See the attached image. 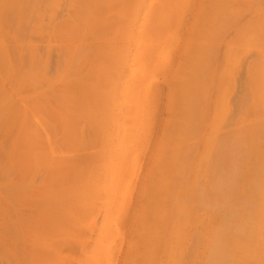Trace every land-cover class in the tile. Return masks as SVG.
I'll list each match as a JSON object with an SVG mask.
<instances>
[{
  "label": "rangeland",
  "instance_id": "1",
  "mask_svg": "<svg viewBox=\"0 0 264 264\" xmlns=\"http://www.w3.org/2000/svg\"><path fill=\"white\" fill-rule=\"evenodd\" d=\"M27 1L16 42L9 36L15 31L11 21L5 17L0 23V43L19 67L17 73L38 83L19 88L2 81L12 90L0 91V110L8 116L0 125V264H22L24 256L35 252L55 254L49 264H130L139 255L144 264H172L171 239L158 234L157 242L156 232L166 231L171 219H182L181 210L188 206L168 203L172 216L161 229L151 207L167 201L158 187L161 180L190 181L193 173L199 189L222 179L224 186L231 183L239 191L234 198L243 192L246 198L236 210L222 206L221 214L211 207V191L203 197L205 207L192 205L179 264H206L204 236L211 237L221 215L222 264H264V204L258 202L264 195V35L257 27L264 22V0L232 2V11L225 14L233 15L220 22L210 43L203 36L201 14L207 5L202 0H143L145 7L130 21L110 30L93 21L90 32L83 26L94 19L90 0ZM106 12L105 17L120 21L115 6ZM154 19L161 25L154 37L145 38L140 32L144 24L154 29ZM123 26L136 44L118 34L116 28ZM111 35V53L124 57L108 63L116 76L98 88L110 104L90 108L81 97L90 86V67L106 71L107 63H101L106 53L85 58L87 48L107 46ZM204 45L210 47L206 97L188 140L173 145V127L183 121L177 116L176 70L190 67L198 46ZM136 51L150 59L143 84L158 92L148 90L136 106H128L130 83L140 69L132 60ZM0 79L7 75L0 72ZM103 118L109 123L105 132ZM212 133L222 139V165L216 169L212 160H203ZM175 149L178 168L171 160ZM234 171L238 177L231 182Z\"/></svg>",
  "mask_w": 264,
  "mask_h": 264
},
{
  "label": "bare ground",
  "instance_id": "2",
  "mask_svg": "<svg viewBox=\"0 0 264 264\" xmlns=\"http://www.w3.org/2000/svg\"><path fill=\"white\" fill-rule=\"evenodd\" d=\"M31 1V0H30ZM143 0H133L132 3H129V0H90V4L94 8L93 18L94 19H86L83 26L84 30L90 32L92 27V22L97 21V23H100L104 29L110 30L113 28L116 24L123 23L124 20L130 21L129 17H132L133 15L138 14L141 12V10L145 7V3L142 2ZM204 1V5H207V9L202 12V26L204 28V38L210 43L213 36H215V31L218 28V25L223 20L224 22H227L226 16L233 15V14H225L228 11H232L230 9V4L232 2H236L238 0H202ZM32 3V2H31ZM186 3H188V0H186ZM102 5H106V7H102ZM115 6L117 11L119 12V19L120 21L115 23L114 20L111 17H105V14H108L106 12L107 8ZM29 1L27 0H0V23L2 20L7 17L9 21L15 26V31L12 33V35L9 36L13 42L17 41V30H19L21 18L26 11L27 8H29ZM186 8V7H185ZM260 12H263L262 9H259ZM158 14L161 13V10H157ZM135 22H133V25ZM161 25L160 21L158 19H154L153 26L144 24V30H142L140 33L146 38H152L155 36V34L158 31L159 26ZM143 25H139L140 28H142ZM258 33L259 35H264V22H261L258 24ZM118 30V34L123 36L124 38H127V28L125 26L119 28H116ZM146 31L148 33H146ZM71 34H76L75 28L71 30ZM3 35H5V31H3ZM8 36V35H7ZM106 36H101L100 39L105 40ZM132 38V42L136 44V38L128 37L127 39L130 40ZM98 36L95 37V40H98ZM115 38L111 35V38H109V41L107 42V47L105 44L99 45V48H91L88 47V52L85 55V58H89L91 55L97 58H102V55H106L104 58H102L101 63L106 65V71L105 69L99 71V66L95 68L93 71L90 67V72L88 74L90 82L88 84L90 85L87 91H83L81 93V97L84 98V101L86 100L88 106L91 108V104H96L97 107H103L108 106L111 102V99L109 96L105 95L103 96V93L99 94L98 88L101 89L102 86H105L104 83H109L111 79L116 76V74H113L110 72L108 68L109 64H115L117 60H121L122 56L124 57V53L114 54L111 53V50L113 49ZM106 43V42H105ZM104 45V46H103ZM140 45H137V48ZM199 51L197 54L195 53V57L191 59L190 61V67L182 68L181 65L177 68V74H176V84L179 86V90L177 92L178 94V114L177 116L182 117L183 121L181 123L176 124L173 127L174 130V137L175 139H170V144L173 145H180L185 143L188 138L190 137L191 133L194 130V127L192 128V119L200 114L201 111V102L205 99V90L208 85V73H210L209 67L206 65V60L209 57L210 53V47L204 45V46H198ZM19 48L18 46H15L14 48V56L19 57ZM139 52L136 51V56L132 58L133 62L137 65H140V69L136 70V78L130 83V91L126 98L125 103L128 104V106H136L138 102L136 101L139 96L143 97V94L147 93L148 90L150 92L156 93L158 92V89L152 88L151 84L149 86H145L143 84L144 76H146V69L145 65H147L150 61L148 58H142ZM30 64L33 66V62L35 59V54L31 50L30 51ZM103 55V56H104ZM118 55V56H115ZM133 56V55H132ZM104 59V60H103ZM106 61V62H103ZM198 61V62H197ZM197 62V64H196ZM18 66L16 63H14L10 53L8 52L7 47L5 44L0 43V72L7 75V79H0V84L3 85V88L0 87V91L6 90L10 91L12 90V87L10 85H5V82L7 81L11 85L15 87V85L19 88L24 87H36L38 83H36L35 80L32 78H24L22 79V76L18 72ZM190 73L189 77H186L185 75ZM193 73V74H192ZM175 78V77H173ZM172 78V79H173ZM123 90H127V87L124 86ZM70 94L74 95L77 94L76 92H71ZM92 96V99H89V97ZM222 98V95L220 94V99ZM172 99V94H171ZM125 106V105H124ZM88 107L82 106L81 109H90ZM5 111L0 110V125L5 123L1 121H8V116L5 115ZM218 118H222V110L218 111ZM117 121V120H116ZM102 122L105 123V126H101L102 129L105 131L109 128L108 120L102 119ZM108 123V124H107ZM117 123V122H116ZM218 121L216 117H214V123L213 125L218 126ZM212 125V126H213ZM215 130L213 127H211V132ZM260 131H262V126L260 127ZM264 137V136H263ZM169 140V139H168ZM240 144L238 145V147ZM216 148L218 149V153L214 156L213 153L216 151ZM241 151L243 155H246L248 153V150L242 145ZM176 154H175V153ZM172 154V166L177 165V160L179 157L177 153V149H175ZM217 152V151H216ZM203 160L205 162L212 160L213 165L212 169L219 168L222 165V139H219L214 133L211 134V136L205 141V151L203 155ZM160 162V161H159ZM209 163V162H208ZM207 164V163H206ZM205 164V165H206ZM158 166V165H157ZM160 166V165H159ZM177 167V166H176ZM178 168V167H177ZM206 171L208 172V169L206 166L204 167ZM231 182L235 181L238 177V172L234 171L232 173ZM192 179L190 181H186L184 179H180L178 182L177 180L173 181H163L161 180L158 187L159 190L164 193L163 200L167 199V201L163 204V207L161 204L154 203L151 207V214L156 219V221L159 222V228L161 229L162 226L167 225L168 218L172 216V212L168 211L166 209V205L168 203L173 204L174 206H178L180 204H185L188 206L186 209L181 210L182 219L179 218L171 219L170 224L171 226H168V229L166 231H158L156 232V240L157 242L160 241L162 236L165 234L169 235V238L171 239V245L168 247V253L171 254V261L172 264H179L178 260V251L180 250V243L186 240V235L189 232V229L187 228L188 222L193 215L192 205L196 204L200 207H205L204 202V195L211 191L212 194V201H211V207L220 211L219 213H222V206L227 205L234 206V210H236L238 207L244 204L245 202V193H240L238 197L234 198L232 195L234 193H239L238 190H235L234 186L229 183V186H224V183L222 184V179L213 180L211 186H207L203 190L198 188L196 184V174H192ZM175 185L174 188H172V184ZM222 188H224L222 190ZM235 190V191H234ZM234 191V192H233ZM260 204H264V195L260 197L258 200ZM214 232L211 234V237L204 236V246L209 252L208 259L206 261V264H222V253L224 252V247L222 246V215L219 217V224L217 225ZM212 232V231H211ZM158 234H162L161 237H157ZM190 236V235H189ZM149 255V254H147ZM55 254L52 253H45V252H35L32 254H28L27 256H24V262H21L22 264H49V260L54 258ZM144 258L143 255H139V258L137 260H132L130 264H144ZM127 259V257H126ZM125 259V260H126ZM147 259V258H146ZM152 259V254H151ZM155 260V259H154ZM148 260L146 261V263ZM156 262V261H155ZM145 263V264H146Z\"/></svg>",
  "mask_w": 264,
  "mask_h": 264
}]
</instances>
